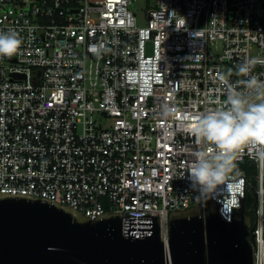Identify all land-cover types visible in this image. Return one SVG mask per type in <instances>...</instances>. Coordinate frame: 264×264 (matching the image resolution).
Listing matches in <instances>:
<instances>
[{
    "label": "built area",
    "instance_id": "1",
    "mask_svg": "<svg viewBox=\"0 0 264 264\" xmlns=\"http://www.w3.org/2000/svg\"><path fill=\"white\" fill-rule=\"evenodd\" d=\"M135 1L0 0V30L22 40L0 57V192L57 200L90 217L156 215L166 240L168 213L206 210V195L187 179L200 147L188 125L226 99L221 74L235 86L246 79L237 67L253 59L252 75L264 80V0H146L143 25ZM257 153L241 147L210 194L230 220L235 194L243 197V185L245 197L254 191L255 264H264ZM244 162L253 179L238 167Z\"/></svg>",
    "mask_w": 264,
    "mask_h": 264
},
{
    "label": "water",
    "instance_id": "2",
    "mask_svg": "<svg viewBox=\"0 0 264 264\" xmlns=\"http://www.w3.org/2000/svg\"><path fill=\"white\" fill-rule=\"evenodd\" d=\"M244 192L230 220L210 193L205 213L198 204L171 211L166 240L156 215L90 217L57 200L0 192V264H255Z\"/></svg>",
    "mask_w": 264,
    "mask_h": 264
},
{
    "label": "clouds",
    "instance_id": "3",
    "mask_svg": "<svg viewBox=\"0 0 264 264\" xmlns=\"http://www.w3.org/2000/svg\"><path fill=\"white\" fill-rule=\"evenodd\" d=\"M185 23V18L180 16L176 29L184 28ZM21 44L16 30H0V57L13 56ZM255 63L249 59L237 67L235 74L246 79L235 86L221 74L219 80L223 82L226 99L220 107L199 113L195 122L188 125L200 147L193 152L186 174L189 188L201 195L220 186L221 177L235 168L241 147H257L258 156L264 160V80L252 75Z\"/></svg>",
    "mask_w": 264,
    "mask_h": 264
},
{
    "label": "trees",
    "instance_id": "4",
    "mask_svg": "<svg viewBox=\"0 0 264 264\" xmlns=\"http://www.w3.org/2000/svg\"><path fill=\"white\" fill-rule=\"evenodd\" d=\"M238 167L240 169L246 170L247 174L252 179L254 178L255 171L252 168V165L248 166V162H244V163L238 164ZM255 207H256V201H255L254 191L252 190V191H249L246 194V197H245V210H246V213L248 215H250L251 217L254 216V219L256 220L255 212H254L255 211Z\"/></svg>",
    "mask_w": 264,
    "mask_h": 264
},
{
    "label": "rangeland",
    "instance_id": "5",
    "mask_svg": "<svg viewBox=\"0 0 264 264\" xmlns=\"http://www.w3.org/2000/svg\"><path fill=\"white\" fill-rule=\"evenodd\" d=\"M146 0H136L132 6V10L137 14V24L143 25L145 23Z\"/></svg>",
    "mask_w": 264,
    "mask_h": 264
},
{
    "label": "flooded vegetation",
    "instance_id": "6",
    "mask_svg": "<svg viewBox=\"0 0 264 264\" xmlns=\"http://www.w3.org/2000/svg\"><path fill=\"white\" fill-rule=\"evenodd\" d=\"M251 220H252V225H253V224H254V222H255L254 216H253V217H251Z\"/></svg>",
    "mask_w": 264,
    "mask_h": 264
}]
</instances>
